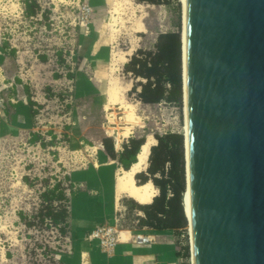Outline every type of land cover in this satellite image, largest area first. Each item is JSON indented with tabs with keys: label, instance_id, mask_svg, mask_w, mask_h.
I'll use <instances>...</instances> for the list:
<instances>
[{
	"label": "rangeland",
	"instance_id": "obj_1",
	"mask_svg": "<svg viewBox=\"0 0 264 264\" xmlns=\"http://www.w3.org/2000/svg\"><path fill=\"white\" fill-rule=\"evenodd\" d=\"M35 1L36 14L27 18L22 13L21 0H0V42L6 41L14 49L6 61L0 58V77H4V83L12 84L11 88L0 91L3 106H9L4 102L6 97L16 99L23 94V84L41 104L30 125L9 122L6 118L8 125H3L0 131V264H76L77 254L70 246L69 232L62 234L34 215L39 209V192L55 180L65 185V175L74 180L81 171L100 165V156L105 154L97 142L103 136L110 137L116 149L129 136L143 135L144 140L151 138L153 144V132H181L183 136V99L180 105L163 101L142 104L128 91L133 78L122 72V64L136 48H152L158 32L178 30L180 33L181 0H163L160 4L109 0L97 13L94 11L97 0ZM82 4L89 8L83 23L80 22ZM114 6H117L115 11ZM99 13L103 22L93 30L89 23L96 15L100 17ZM94 32L109 42L110 53L121 55L122 60L112 74L111 62L108 64L103 79L107 85L104 104L99 103L96 94L82 90L81 85L88 81L90 72L86 62H81L79 50L84 36H93ZM127 49L129 55L122 53ZM66 72H72L74 78H67ZM110 79L114 84L108 83L113 82ZM114 94L117 100L112 103ZM64 124L69 128L64 129ZM30 130L40 133L45 141L50 138L47 131H51L55 134L53 144L45 147L29 144ZM142 170L133 169L132 174L123 170L118 175L119 170L112 175V186L117 177V197L127 198L126 193L118 191L120 183L129 182L130 177L137 182L134 174ZM22 176L26 177L25 182ZM152 188L155 195L157 191L153 185ZM119 201L121 207H116L115 212L117 229L139 228L136 217L142 213L129 209L123 199ZM25 220L32 225L25 226ZM188 225L185 230L189 253ZM172 235L174 240L183 239L182 235ZM112 250L103 253L109 255ZM177 259L191 264L190 253L187 259Z\"/></svg>",
	"mask_w": 264,
	"mask_h": 264
},
{
	"label": "water",
	"instance_id": "obj_2",
	"mask_svg": "<svg viewBox=\"0 0 264 264\" xmlns=\"http://www.w3.org/2000/svg\"><path fill=\"white\" fill-rule=\"evenodd\" d=\"M181 12L191 264H264V0Z\"/></svg>",
	"mask_w": 264,
	"mask_h": 264
},
{
	"label": "trees",
	"instance_id": "obj_3",
	"mask_svg": "<svg viewBox=\"0 0 264 264\" xmlns=\"http://www.w3.org/2000/svg\"><path fill=\"white\" fill-rule=\"evenodd\" d=\"M134 1L146 4L163 2V0ZM21 3L22 13L25 17L29 18L36 14L38 4L35 0H21ZM176 26H179L178 20ZM181 45L178 30L158 32L152 48L138 47L129 55L122 64V72L133 78L128 91L134 94L136 100L142 104H154L163 101L180 105L181 99H183V90L181 91ZM1 46L8 49L9 56L13 55L14 49L9 47L6 41H1ZM41 59L44 60V57L41 56ZM73 59L76 60L75 57ZM65 75L69 79L73 77L72 72H66ZM57 76L54 75L55 78ZM23 89L32 121L41 104L31 99L27 87ZM18 103L16 104L18 105ZM63 128L68 129V125L64 124ZM47 134L50 138L45 141L40 133L30 131L27 142L29 144L38 143L41 147L52 145L55 134L51 131H47ZM152 136L155 143L149 147L145 170L135 173L134 178L137 183L150 181L157 193L148 203H139L129 196L121 198V200L123 199L124 204L129 209H137L142 213L136 217L139 227L171 229L176 237L182 235L181 242L177 238L174 240V252L177 258L187 259L189 253L185 229L188 225V218L183 203L184 191L186 190L184 134L182 136L181 132L167 131L164 133L153 132ZM145 140L143 135L129 136L120 144V149L115 150L112 139L103 136L97 145L107 157L115 159L123 170H128L137 161L140 147ZM21 179L26 181L25 176H22ZM64 179L65 185H62L60 180L45 185L44 189L39 192V209L34 214L38 220L41 222L46 220L62 234L66 231L69 232V196L77 193V188H74V184L68 175H65ZM23 223L28 227L32 225L30 221L26 220ZM176 264L184 263L177 262Z\"/></svg>",
	"mask_w": 264,
	"mask_h": 264
},
{
	"label": "crops",
	"instance_id": "obj_4",
	"mask_svg": "<svg viewBox=\"0 0 264 264\" xmlns=\"http://www.w3.org/2000/svg\"><path fill=\"white\" fill-rule=\"evenodd\" d=\"M108 1L97 0L98 7L95 8V13L103 10L104 4L107 5ZM99 15L100 17L96 15L89 23L93 30L96 29L97 24L103 22L101 20L102 13H99ZM95 33L97 32L93 34ZM82 41L79 50L82 58L81 62H86L90 72L88 81L81 84L82 90L92 95L96 94L99 103L104 104L103 95L107 85L104 84L103 79L107 74L108 64L111 62L112 53L110 51L112 46L109 45V42L103 40L99 34L90 37L84 36ZM129 49L122 51V53L129 55ZM8 53V49L3 48L0 42V58L2 57V61L9 58ZM2 61H0V67ZM3 81L4 77L1 75L0 83L2 86H0V91L2 88L12 87L11 82L4 83ZM21 87L23 94L20 97L17 96L16 99L6 97V100H4L5 104L9 106L8 108L5 106L2 108L0 131L3 125L4 127L8 125L6 118L9 119V122L28 123L29 125L32 123L23 89L26 86L23 84ZM0 95L3 96L1 93ZM31 99L34 100L32 96ZM17 102H19L18 105ZM119 149L115 148V150ZM100 158L102 159L100 165L95 164L94 168L81 171V173H78V175L80 174L78 178L73 180L68 175L70 181L74 184V188H77L76 195L69 196L68 202L70 246L77 254L76 264H176L178 259L174 252V239L171 229H152L143 226L132 230H118L120 238L115 242L112 253L109 255L101 252L97 238L88 237L90 231L100 224H116L115 212L118 209L116 207H121L119 203L121 198L120 195L117 197L116 191L117 177L113 186L111 182L112 175L121 170L118 173L119 175L123 168L119 166L115 159H110L106 155L102 154ZM110 187L111 190H109ZM137 235L145 236L148 240L138 242Z\"/></svg>",
	"mask_w": 264,
	"mask_h": 264
},
{
	"label": "bare ground",
	"instance_id": "obj_5",
	"mask_svg": "<svg viewBox=\"0 0 264 264\" xmlns=\"http://www.w3.org/2000/svg\"><path fill=\"white\" fill-rule=\"evenodd\" d=\"M116 9H117V6H114V11ZM139 27L140 26H137L138 30H140ZM181 37H182V29H181ZM181 43H182V38H181ZM119 57H121V55L118 56V54H116V53L112 54L111 63H110V66H112V67H110V73L111 74L113 72V69H116L115 66L118 63H121V61H122L121 59H119ZM182 79H183V74H182ZM110 80H112V79H110ZM108 83L114 84V81L113 82H108ZM182 90H183V83H182ZM110 99H111V97H110ZM116 100H117V96L114 94V97H112L111 102L114 103V102H116ZM108 101H110V100H108ZM117 109H118V107H117ZM152 144H153L152 143V139L147 137L145 142H144V144L140 147V151H139V153L137 155V161L134 164H132L131 167L128 170H125L126 173L132 174V170L133 169L134 170H142L146 166V164H147V156H148V152H149V147ZM184 144H185V140H184ZM185 171H186V161H185ZM129 179H130L129 182L123 181V182L120 183V185H119L120 188H119L118 191L126 193L129 197H132L133 199H135L139 203H148V202H150L151 198L154 196L153 188H152L151 183L149 181H147L145 183H137V182L134 181L133 178L130 177ZM183 203H184V206H185V209H186V215H187L188 222H189L188 201H187V187H186V190L184 191ZM187 229H188V234H189V239H190V226L189 225H188Z\"/></svg>",
	"mask_w": 264,
	"mask_h": 264
},
{
	"label": "built area",
	"instance_id": "obj_6",
	"mask_svg": "<svg viewBox=\"0 0 264 264\" xmlns=\"http://www.w3.org/2000/svg\"><path fill=\"white\" fill-rule=\"evenodd\" d=\"M89 12V8L86 4H82L81 6V19L80 22L83 23L86 20L87 14ZM3 108V99L0 97V114ZM119 231L116 227V224H100L94 229H92L88 235V237L97 238L98 247L102 252L109 253L115 242L118 239ZM148 240L145 236L137 235L138 242H146Z\"/></svg>",
	"mask_w": 264,
	"mask_h": 264
}]
</instances>
